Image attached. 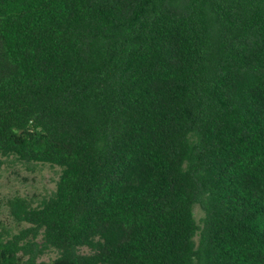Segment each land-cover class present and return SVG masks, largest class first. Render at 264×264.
I'll return each mask as SVG.
<instances>
[{"label": "trees", "instance_id": "trees-1", "mask_svg": "<svg viewBox=\"0 0 264 264\" xmlns=\"http://www.w3.org/2000/svg\"><path fill=\"white\" fill-rule=\"evenodd\" d=\"M0 153V264H264V0H0Z\"/></svg>", "mask_w": 264, "mask_h": 264}, {"label": "rangeland", "instance_id": "rangeland-1", "mask_svg": "<svg viewBox=\"0 0 264 264\" xmlns=\"http://www.w3.org/2000/svg\"><path fill=\"white\" fill-rule=\"evenodd\" d=\"M61 167L47 162H29L20 160L13 155L0 153V222L4 225L7 235L17 233L20 228L29 224L23 222L16 225L8 215L4 201L13 195H21L30 199L34 205H40L55 191ZM193 213L198 224L201 223L203 211L198 204L194 205ZM38 236L37 240H40ZM195 236V240H197ZM80 253H90L86 246L78 248ZM57 250L47 248L38 256V260L49 261L56 257Z\"/></svg>", "mask_w": 264, "mask_h": 264}]
</instances>
